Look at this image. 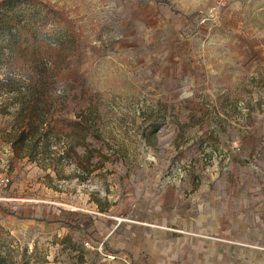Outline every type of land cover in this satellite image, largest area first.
<instances>
[{"label":"rangeland","instance_id":"obj_1","mask_svg":"<svg viewBox=\"0 0 264 264\" xmlns=\"http://www.w3.org/2000/svg\"><path fill=\"white\" fill-rule=\"evenodd\" d=\"M19 1L0 77L35 31L27 51L49 78L0 86L8 264H134L99 244L138 242L140 221L164 213L261 256L264 0ZM27 111L42 137L15 142ZM78 214L91 233L58 222Z\"/></svg>","mask_w":264,"mask_h":264},{"label":"crops","instance_id":"obj_2","mask_svg":"<svg viewBox=\"0 0 264 264\" xmlns=\"http://www.w3.org/2000/svg\"><path fill=\"white\" fill-rule=\"evenodd\" d=\"M193 2H196L197 6L198 4L203 6L206 0H194ZM75 217L85 221L90 220L87 229H78L90 233L94 230L96 223L93 218L85 219L80 214L72 215L70 218ZM159 217L160 219L157 220L151 217L148 219L149 222L140 221L141 234L138 236L139 241L133 244L128 242L123 244L119 241L116 247L111 248L112 252L129 257L134 264H264V253L257 256V251L251 249L246 250L245 254L239 255L237 242L232 241L225 246L220 240L205 239L200 234L199 228L197 230L192 228L199 227V225L190 227L187 224L185 226L175 224V217H170L166 213L159 215ZM32 220H35V218ZM91 220L93 224H91ZM61 221H63V218L58 220V222ZM182 221V219L179 220L180 223ZM39 222L43 223L44 227L49 226L51 229H55L57 226L56 221L40 219ZM175 231L182 234L175 235ZM226 248H228V255H224Z\"/></svg>","mask_w":264,"mask_h":264},{"label":"trees","instance_id":"obj_3","mask_svg":"<svg viewBox=\"0 0 264 264\" xmlns=\"http://www.w3.org/2000/svg\"><path fill=\"white\" fill-rule=\"evenodd\" d=\"M23 2L19 0H1L0 1V30H6L9 36L12 38L14 33L12 31V26L8 25V20L15 18V13H10L17 6L22 4ZM6 5V6H5ZM8 9V10H7ZM11 14V15H10ZM38 40L37 33L34 31L33 35L29 38H22L20 41V45L23 44L20 48H18L15 52L12 53L10 59L6 65L5 70L0 77V86L8 88L12 82L16 81L17 78H25L26 80H30L33 82H45L48 78V72L40 67V56L37 53L30 52L28 53V48L30 46H36V42ZM21 120L23 122V126L21 127L16 141L25 140L28 137H35L36 139H40L42 137V133L40 132V126L35 125V120L32 118L31 113L23 112L21 113ZM37 142V140H36ZM38 219L37 221H39ZM69 224V226L87 229L90 224L89 221H85L81 218H66L63 219V222ZM91 224L93 221L91 220ZM2 229V227H0ZM3 251L0 249V264H8L7 254L2 253ZM7 252V251H6Z\"/></svg>","mask_w":264,"mask_h":264},{"label":"built area","instance_id":"obj_4","mask_svg":"<svg viewBox=\"0 0 264 264\" xmlns=\"http://www.w3.org/2000/svg\"><path fill=\"white\" fill-rule=\"evenodd\" d=\"M7 181H8V179H7ZM105 242L103 241L101 244H99V246H98V249L100 250V251H104V256L107 258V259H109V260H114V259H116V258H123L124 256L123 255H120L119 253H116V252H110V251H107V250H104L103 249V244H104ZM85 245L86 246H90V243L87 241L86 243H85ZM125 258V257H124Z\"/></svg>","mask_w":264,"mask_h":264}]
</instances>
